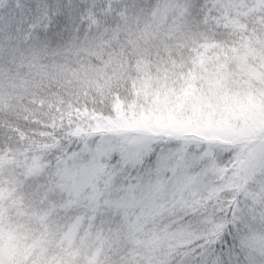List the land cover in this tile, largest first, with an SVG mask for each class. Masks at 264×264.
<instances>
[{
	"label": "snow or ice",
	"instance_id": "6c2138e0",
	"mask_svg": "<svg viewBox=\"0 0 264 264\" xmlns=\"http://www.w3.org/2000/svg\"><path fill=\"white\" fill-rule=\"evenodd\" d=\"M0 264H264V0H0Z\"/></svg>",
	"mask_w": 264,
	"mask_h": 264
}]
</instances>
